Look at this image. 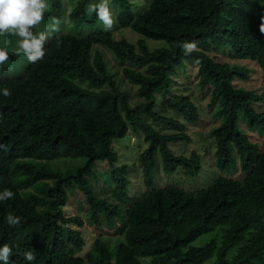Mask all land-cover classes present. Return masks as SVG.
Returning <instances> with one entry per match:
<instances>
[{"label": "trees", "instance_id": "16d2710c", "mask_svg": "<svg viewBox=\"0 0 264 264\" xmlns=\"http://www.w3.org/2000/svg\"><path fill=\"white\" fill-rule=\"evenodd\" d=\"M99 2L78 0L67 14L63 0H47L43 23L32 31L56 18L60 32L35 63L17 67L22 55H14L0 37V49L9 55L0 70L12 73L0 86V192L15 193L0 202V245L12 249L9 264H119L116 247L104 238L94 241L86 261L78 257L84 224L64 214L75 193L87 207L89 226L102 221L113 227L124 217L123 245L150 264H264V141L256 144L237 129L240 116L264 137L262 93L237 86L250 79L249 64L264 75L259 30L264 0H152L138 12L129 0H111L115 23L136 34L134 44L100 31L96 14H86L88 4ZM66 23L75 34L63 33ZM185 42L196 43L191 54L177 47ZM95 47L131 66L123 77L139 87L142 105L132 104ZM182 76L209 96L208 107L217 106L216 122L220 119L209 138L214 168L222 175L195 193L153 185L159 166L166 175L182 177L201 169L196 152L187 157V149L184 155L170 149L188 145L189 138L185 125L168 114L189 124L199 117L189 97L175 94ZM5 88L10 97L3 95ZM157 126L173 133L164 135ZM130 131L141 139L137 162L145 190L124 208L131 186L128 166H117L112 141ZM56 160L70 165L53 169ZM99 164L108 172L97 171ZM9 214L21 217V224L10 227ZM216 230L218 241L191 246ZM27 251L34 261L24 259Z\"/></svg>", "mask_w": 264, "mask_h": 264}, {"label": "rangeland", "instance_id": "374dc122", "mask_svg": "<svg viewBox=\"0 0 264 264\" xmlns=\"http://www.w3.org/2000/svg\"><path fill=\"white\" fill-rule=\"evenodd\" d=\"M64 7L67 14L71 12L78 0H63ZM134 3V12H138L140 9H144L148 3L152 0H129ZM110 8L112 10L113 16L116 15V8L112 5L111 0H109ZM252 8L250 3L247 4V10ZM63 33L65 35H73L75 34L73 29L66 25L63 28ZM103 28L100 29V31ZM92 31H96V27L92 29ZM86 32V31H85ZM93 32L89 33L92 34ZM113 38L116 42L125 40L129 43L134 44L137 36L134 34L129 28H122L117 23H115L113 30ZM85 36V34L83 33ZM82 35V36H83ZM17 37L14 36H4L2 37V42L4 44H9V49H15L17 43ZM46 45V44H45ZM45 49V46H44ZM99 53L105 61L108 63V68L111 70L116 77L117 84L121 87V90L127 92L131 98L132 104L142 105L143 101L139 98V87H135L131 85L130 82L125 80L123 77V70L127 69L131 66L129 64L120 63L117 61L113 54L102 47H95L94 53ZM28 60L25 56L22 55L21 61L17 65L25 66L28 64ZM247 66V65H246ZM248 67L251 69L250 79L244 83H239L237 86L246 88V89H259L260 93H262V101H264V75L260 72L257 66L253 64H249ZM9 68L0 70V86L5 85L6 82L2 78L5 75H11ZM175 85V94L180 97H189L190 104L194 108L195 112L199 114L198 121L195 124H189L183 122V118H178V116L173 114H168L170 117L175 118L182 122L186 127V135L189 138L188 145L184 146L181 144H172L170 146L171 151L176 155H184L182 152L186 153L184 156H189L192 151L196 152L200 157L201 169L200 172L194 177H182L176 175V172L173 175H166L161 171V167L159 166L156 173H154V188H164L167 186H178L184 189L187 192L195 193L199 190L206 188L210 183L216 180L218 177L222 175V173L218 172L214 168L213 164V146L211 140L209 138V132L214 128L218 127L220 124V119H217L216 122V112L217 106L213 108H209V99L208 95L204 96V93L198 91V89L192 87L193 79L191 84L186 79L185 76L176 79ZM5 83H4V82ZM264 103V102H263ZM162 134H170L173 133L172 130H167L162 127L157 126ZM237 129L241 134L249 136L253 142L256 144H263L264 137H260L257 133L250 131L247 128L246 122L243 117L239 116L237 122ZM141 139L138 135L133 132H129L125 139H114L112 141V149L118 155V165H126L128 166V179L131 183L130 192L126 199H124V208L132 205L135 201H137L138 197L145 190L143 185L142 174H140V168L138 166L137 157L140 152H142L141 148ZM144 146V144H143ZM51 167L53 169H65L70 165L69 160H56L51 162ZM97 171L101 173L108 172V167L105 165H98ZM237 176V175H236ZM37 186L32 188V191H36ZM26 198V196H23ZM83 198L80 194H73L69 196L68 202L64 207V214L66 217H77L82 220L83 227L79 229L83 240V248L81 252L78 254V257L83 261H86L87 256L93 250L94 241L99 239H109L112 243V246L116 247L117 253V261L119 264H150L149 259L143 258H135L129 249L123 245L121 235H122V225L124 223V217L115 222L113 227H108L105 223L100 221L99 223L89 226L88 220L86 218V210L87 207L82 203ZM219 229V228H218ZM217 234V230L213 233L203 235L199 237L196 241L191 243L192 247H201L210 240H219L215 235ZM236 249V248H235ZM234 249V250H235Z\"/></svg>", "mask_w": 264, "mask_h": 264}, {"label": "clouds", "instance_id": "9594fccd", "mask_svg": "<svg viewBox=\"0 0 264 264\" xmlns=\"http://www.w3.org/2000/svg\"><path fill=\"white\" fill-rule=\"evenodd\" d=\"M49 10L47 0H0V37H17L14 55H23L29 63H35L42 59L45 52L44 46L55 33L60 32L61 21L56 18L51 19V23L44 26L42 30L33 32L32 29L38 28L44 19V14ZM96 14V18L102 23L105 32H111L115 21L110 8L109 0H100L99 3H90L86 6V14L91 16ZM260 32L264 34V17L261 18ZM186 55L191 54L196 49L195 42H185L178 44ZM9 59L7 49H0V65H3ZM3 95L10 97L11 92L5 88ZM3 145H0L2 148ZM15 193L5 189L0 192V202H5L14 197ZM6 223L10 227H16L21 224V217L9 214L6 216ZM12 249L8 244L0 245V261L9 264V257ZM24 259L32 262L36 259L32 251L23 253Z\"/></svg>", "mask_w": 264, "mask_h": 264}]
</instances>
